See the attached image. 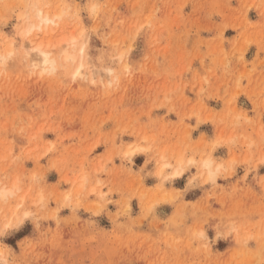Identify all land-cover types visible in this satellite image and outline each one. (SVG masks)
Returning a JSON list of instances; mask_svg holds the SVG:
<instances>
[{
    "label": "rangeland",
    "instance_id": "1",
    "mask_svg": "<svg viewBox=\"0 0 264 264\" xmlns=\"http://www.w3.org/2000/svg\"><path fill=\"white\" fill-rule=\"evenodd\" d=\"M1 188L0 264H264V0H0Z\"/></svg>",
    "mask_w": 264,
    "mask_h": 264
},
{
    "label": "bare ground",
    "instance_id": "2",
    "mask_svg": "<svg viewBox=\"0 0 264 264\" xmlns=\"http://www.w3.org/2000/svg\"><path fill=\"white\" fill-rule=\"evenodd\" d=\"M60 12L58 13H55V14H49V12L43 8H37L36 10V17H37V20L36 21H31L29 20V26L27 27V30L24 31L26 34L30 33L32 31V29L36 28V30H42V31H46L48 28H49V25L50 23H53V22H56V18H58L60 16ZM28 25V24H27ZM65 40V39H64ZM63 39L61 41H64ZM71 45L73 44L74 42V37L71 38ZM58 45V44H57ZM56 46V45H54ZM34 50H35V56H39V60H35V63L33 64L34 66H38L39 64H41L42 66H45V65H48L50 66L51 68H55L57 66V60L55 59V56L52 54L51 50L48 49L47 45L46 46H42V44L38 43L36 44V46H33ZM59 49L62 53V59L63 60H75L76 58V55L74 52L72 51H69L68 49H66L64 47V44L62 45L61 43H59ZM10 51V50H9ZM37 59V58H36ZM79 66H77V69L76 71L74 72V74H79L80 71L78 69ZM44 69H46L44 67ZM108 75L111 77V71L108 70L107 71ZM138 149V148H137ZM135 150V148H134ZM129 153V151H128ZM131 154V153H129ZM133 155V154H132ZM203 165L205 167H207V169L209 170L210 172V176L212 175L211 171V160L210 159H206L203 161ZM179 164H178V168H179ZM176 168V170H174V175H178L180 174L181 168ZM208 177V175H206ZM210 176H209V179L210 180ZM213 177V176H212ZM9 189H6V188H1L0 189V196L1 197H4L6 192L8 191ZM24 217H25V214H23ZM28 215V214H26ZM22 217L23 216H20L19 219L21 218L22 220ZM27 217V216H26ZM17 220V219H16ZM18 222V221H17ZM22 222V221H21ZM20 223V221H19ZM18 224V223H17ZM9 225V224H8Z\"/></svg>",
    "mask_w": 264,
    "mask_h": 264
}]
</instances>
